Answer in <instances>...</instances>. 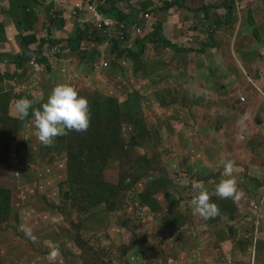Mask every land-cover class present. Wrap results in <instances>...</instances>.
Returning a JSON list of instances; mask_svg holds the SVG:
<instances>
[{
  "label": "rangeland",
  "instance_id": "374dc122",
  "mask_svg": "<svg viewBox=\"0 0 264 264\" xmlns=\"http://www.w3.org/2000/svg\"><path fill=\"white\" fill-rule=\"evenodd\" d=\"M6 5L0 0L2 16ZM148 10L144 23L133 9L132 21L144 25L142 47L112 52L107 40L95 41L86 16L75 21L62 5L55 15L67 12L62 21L74 22L67 31L77 48L40 71L15 63V35L0 22L8 40L0 52L10 54V68L0 67V188L10 192L9 212L0 213V264H50L54 248V264H264V24L254 47L233 48L202 12L167 26L166 35L163 16ZM242 13L241 21L230 13L236 39L255 28ZM57 23L64 26L48 17L43 24ZM60 84L89 109L94 104V116L87 131H67L45 146L33 134L32 112ZM21 98L32 102L24 120L14 108ZM224 161L233 162L235 198L214 195L226 178ZM85 165L88 177L78 180ZM194 185L209 193L217 216L193 215Z\"/></svg>",
  "mask_w": 264,
  "mask_h": 264
},
{
  "label": "clouds",
  "instance_id": "9594fccd",
  "mask_svg": "<svg viewBox=\"0 0 264 264\" xmlns=\"http://www.w3.org/2000/svg\"><path fill=\"white\" fill-rule=\"evenodd\" d=\"M78 3L82 7L80 11H78L75 8V5ZM86 3L87 2H81V1L76 2L73 6L71 16L76 21H79V22H85L84 18L86 16L88 22H90L92 25V29L96 30L97 33L99 32L101 35H103L94 26L92 18H91V14L86 11V6H87L85 5ZM241 3L242 2L240 1V5ZM64 4L65 2L63 1L59 2L57 9H59ZM136 4L139 5L140 10H142L143 15L145 13L150 14L149 12L150 10L146 9L145 7L144 8L141 7L139 0L137 1ZM231 6H235V4H231ZM55 12L57 11L51 10L49 12L48 18L49 19H52V18L62 19L61 16L57 17L55 15ZM105 17H108V16H105ZM141 18H142V22L144 23H147L150 20V19L146 21L143 20V16H141ZM110 19L117 21L114 18H110ZM118 24L120 23L118 22ZM135 24L141 25L142 34H143V27H144L143 24L134 23V24H128V25L125 24V25L134 26ZM40 28L42 32L44 33L43 35H41V39L44 40V42L41 43L42 40H40L38 43V47L36 49L33 48L30 51L29 59L27 61H23V62H26L29 67H31L32 64L34 63V65L37 67L35 69L36 71L54 68L57 65V63L60 62L65 47L66 46L67 48L69 47L68 42L67 44H64L60 40H53L51 37L52 29H50L48 26L41 24ZM130 35L135 36L134 34H130ZM130 35H128V39L126 41H123L122 43L126 47L125 50L128 48L133 49V46L135 45L136 40L139 38L137 36V38H135V40L131 43ZM46 44L59 45L60 47V54L58 56V61L54 64L53 67H50L48 63H46L44 60L39 58L42 48ZM19 56H23L22 52H20L16 57H19ZM32 57H36V61H31ZM31 106H32V102L26 98H21L17 100L14 105L16 118L19 120H24L26 117H28L29 109L31 108ZM32 116L34 118L33 120L34 133L33 134L37 138V140L45 146H50L54 142V139L56 137L65 135L67 131H76V132L87 131L89 122H90V110H89L87 99L83 96H80L73 87L69 85H64V84L56 85L55 87H53L46 102L41 105V108L39 111L33 110ZM257 123L261 125V123L259 122ZM232 173H233V162L224 161L222 175L226 178L221 179L220 182L216 184L215 190H214V195L217 196L218 198L220 199L235 198L236 193H237V187H236L235 180L231 178ZM193 187L198 190L196 195H194V197L189 202L193 215H199L203 217L204 219H209V218H213L217 216L219 214V209L215 203L210 202L209 193L206 190H200L199 185H194ZM21 230L29 238L33 240L36 239V237L32 234V230L30 228L22 225ZM59 254L60 253L58 249L54 248L50 251L49 257H48L50 264H54Z\"/></svg>",
  "mask_w": 264,
  "mask_h": 264
},
{
  "label": "crops",
  "instance_id": "0c3cea01",
  "mask_svg": "<svg viewBox=\"0 0 264 264\" xmlns=\"http://www.w3.org/2000/svg\"><path fill=\"white\" fill-rule=\"evenodd\" d=\"M5 1V0H3ZM65 2L66 6L70 7V3L72 2H95L94 0H41L40 3L36 6V12L38 15L37 22L33 26V30L29 33L34 34L37 41L36 43L29 46V51H31L33 48L38 47V43L41 39V36L37 33L36 27H40L41 24L44 23V19L48 17L49 12L52 10L58 11L57 6L59 2ZM206 1L208 5H203V2ZM244 2L241 3L239 7L232 6L231 3L227 2L226 0H221L219 2L218 0H139V3L141 4V7H148L147 9H152L153 12L157 13L158 16H163L162 18V24L165 27L164 34L168 35V33L171 35L170 32H168V29H176L178 26L182 24H189L190 20H193L195 22L194 15L197 13L202 12L204 14V17H206L208 22L214 23L213 28H217L220 31L223 32L224 35V41L229 42L230 45L234 48L236 43H239L238 46L245 44H249L250 46H255L254 39H258V42L261 41L259 38L261 31L259 26L264 24V0H243ZM119 9L123 10L125 13H128V11L133 12L126 4H123ZM211 9L214 11V15L217 13V16H222L223 14L226 15V19L223 17L224 21L218 22L215 21V18L211 17L210 11ZM204 10V11H202ZM237 12V15L235 14ZM243 12V13H242ZM67 13V12H66ZM66 13H63V18L58 19V21L64 25L59 26V23H57L56 26H53V29L51 31L52 39L53 40H60L64 44L70 43L72 40L69 38L71 29L67 31V28L72 26L74 23L71 18L63 22L62 20L67 17ZM234 14V16H238L239 21H241V13L244 15H249L248 18H251L255 24L254 32L252 35H249L248 37L240 35L239 39H236L235 36L237 35V32H233L231 28L229 27L230 17ZM57 15H59L57 13ZM60 16V15H59ZM62 17V16H61ZM0 22L3 24L4 28L15 35V37L11 40L10 44V50L12 53V57L16 58V56L20 53L21 45L20 40L17 38L18 33L11 21L8 20V18L4 15L2 16L0 14ZM7 19V22H4V20ZM74 19V18H73ZM76 21V20H75ZM215 21V22H214ZM72 23V24H71ZM241 25L243 26V22H241ZM167 26L169 27L167 29ZM176 27V28H175ZM56 28V29H54ZM4 29V31H5ZM64 31H66V36H64ZM60 37V38H59ZM245 39L243 42L242 40ZM0 44L3 46H8V40L5 38L3 40H0ZM67 46L65 47L64 51L67 52ZM63 51V52H64ZM2 55V60L0 63V67H7L10 68V64L7 61V57L5 56L10 55L9 53H3L0 52ZM232 56H236L235 50L231 52ZM63 57V56H62ZM247 57V56H246ZM258 57V56H257ZM257 57H254L250 60L249 65L252 67L253 71H258L259 65H260V59H257ZM61 61V60H60ZM16 64L22 69L23 67L27 66L26 62L18 63L15 61ZM15 67V66H14ZM262 124V123H261Z\"/></svg>",
  "mask_w": 264,
  "mask_h": 264
},
{
  "label": "trees",
  "instance_id": "16d2710c",
  "mask_svg": "<svg viewBox=\"0 0 264 264\" xmlns=\"http://www.w3.org/2000/svg\"><path fill=\"white\" fill-rule=\"evenodd\" d=\"M41 0H5L6 7L1 10V13L5 15L9 21H11L18 33V39L20 40L21 50L23 56H19L14 58V61L18 63H22L23 61H27L29 59L30 51L29 46L36 43L37 39L34 34L28 33L33 30L34 24L37 22L38 15L36 12V6L40 3ZM130 0H98L95 2H88L87 4H95L98 10L105 16L111 17L114 15V19L117 20L119 23L124 24H134V23H140L139 19L137 20V16L134 17V21H132L133 12H130V15L128 13H125L123 10L119 9L123 4H126L129 8L132 10L134 9L137 13L135 15H138L140 13L141 16H143L142 10H140L139 5L131 6L129 4ZM138 1V0H137ZM76 2L70 3L71 10L73 9V6ZM232 7V6H231ZM113 14V15H112ZM140 16V17H141ZM56 24V20L53 22ZM95 31V41L98 43H101L102 41L107 40L110 44H112V52L116 51L118 47L122 46L123 41L117 40V39H109L106 35H101L99 32L97 33ZM5 38V32L2 29V26L0 24V40H3ZM139 39V38H138ZM136 40V42L138 41ZM44 40L41 41L43 43ZM77 42L76 39L68 43L69 47H71L73 50H76L77 48ZM138 47H142L137 42ZM167 46H171L170 43H166ZM130 55H134L131 54ZM2 60V55L0 54V63ZM92 109L90 110V116L93 119L94 116V104L90 105ZM15 124H18L16 119H13ZM102 139V137H101ZM84 169L81 170L80 174H83L84 176H79L78 180L83 181L85 178L88 177L87 175V168L86 165L83 166ZM70 185V184H69ZM105 185L102 186L98 190L101 191ZM87 193H90V190H87ZM10 207V192L9 190L5 188H0V213L7 214L9 212Z\"/></svg>",
  "mask_w": 264,
  "mask_h": 264
},
{
  "label": "built area",
  "instance_id": "2783aa9c",
  "mask_svg": "<svg viewBox=\"0 0 264 264\" xmlns=\"http://www.w3.org/2000/svg\"><path fill=\"white\" fill-rule=\"evenodd\" d=\"M231 4H235L236 7L240 6L241 0H226ZM88 3V2H87ZM137 0H130L129 4L131 6L136 5ZM75 8L80 11L82 9L81 5L78 3L75 5ZM86 11L91 14V18L94 26L98 31H100L103 35L108 36L110 39H117L126 41L128 39L129 34H134L135 36H140L142 34L141 25L127 26L123 23L118 24L117 21H114L108 17L102 15V13L98 10L96 5L87 4ZM150 19V14L145 13L143 15V20ZM60 54L59 45H49L46 44L42 48L39 58L44 60L50 67H53L54 64L58 61V56ZM31 61H36V57H32Z\"/></svg>",
  "mask_w": 264,
  "mask_h": 264
}]
</instances>
